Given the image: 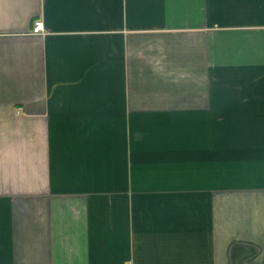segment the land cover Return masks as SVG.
<instances>
[{
  "label": "crops",
  "instance_id": "crops-1",
  "mask_svg": "<svg viewBox=\"0 0 264 264\" xmlns=\"http://www.w3.org/2000/svg\"><path fill=\"white\" fill-rule=\"evenodd\" d=\"M0 264H264V0H0Z\"/></svg>",
  "mask_w": 264,
  "mask_h": 264
},
{
  "label": "built area",
  "instance_id": "built-area-1",
  "mask_svg": "<svg viewBox=\"0 0 264 264\" xmlns=\"http://www.w3.org/2000/svg\"><path fill=\"white\" fill-rule=\"evenodd\" d=\"M33 33L35 35H43L44 34V25L41 21H36L33 27Z\"/></svg>",
  "mask_w": 264,
  "mask_h": 264
}]
</instances>
